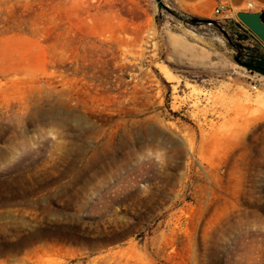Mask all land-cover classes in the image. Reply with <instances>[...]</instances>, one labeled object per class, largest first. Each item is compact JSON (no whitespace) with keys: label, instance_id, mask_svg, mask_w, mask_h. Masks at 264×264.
<instances>
[{"label":"rangeland","instance_id":"obj_1","mask_svg":"<svg viewBox=\"0 0 264 264\" xmlns=\"http://www.w3.org/2000/svg\"><path fill=\"white\" fill-rule=\"evenodd\" d=\"M199 2L0 0V264H264V40Z\"/></svg>","mask_w":264,"mask_h":264},{"label":"crops","instance_id":"obj_2","mask_svg":"<svg viewBox=\"0 0 264 264\" xmlns=\"http://www.w3.org/2000/svg\"><path fill=\"white\" fill-rule=\"evenodd\" d=\"M194 2L200 1L198 3V8L202 11H209L212 6L220 4V3H226L230 8H239L243 7L244 12H253V13H259L261 16L264 15V0H250L253 1L256 5L254 9H246L245 4L248 0H193ZM264 77V75H262ZM67 264H84L79 261H73L69 262Z\"/></svg>","mask_w":264,"mask_h":264},{"label":"water","instance_id":"obj_3","mask_svg":"<svg viewBox=\"0 0 264 264\" xmlns=\"http://www.w3.org/2000/svg\"><path fill=\"white\" fill-rule=\"evenodd\" d=\"M238 17L244 22V24L250 28L259 38L264 40V15L253 12H238ZM210 21L209 19H203Z\"/></svg>","mask_w":264,"mask_h":264},{"label":"built area","instance_id":"obj_4","mask_svg":"<svg viewBox=\"0 0 264 264\" xmlns=\"http://www.w3.org/2000/svg\"><path fill=\"white\" fill-rule=\"evenodd\" d=\"M245 6H246L245 7L246 9H254L256 7L255 3L253 1H250V0L246 1ZM229 12H235L236 14H238V12H240V11L236 8H230L226 3L217 4L216 7L214 8V13L216 15H219V16H222V15L227 16L226 13H229ZM253 87L257 88L256 83L253 84Z\"/></svg>","mask_w":264,"mask_h":264},{"label":"trees","instance_id":"obj_5","mask_svg":"<svg viewBox=\"0 0 264 264\" xmlns=\"http://www.w3.org/2000/svg\"><path fill=\"white\" fill-rule=\"evenodd\" d=\"M253 58H256L255 56H253ZM255 60V59H254ZM256 64L251 63H246V65L248 67H250L251 69H255L257 71H260L262 73H264V57L260 58V59H256Z\"/></svg>","mask_w":264,"mask_h":264},{"label":"bare ground","instance_id":"obj_6","mask_svg":"<svg viewBox=\"0 0 264 264\" xmlns=\"http://www.w3.org/2000/svg\"><path fill=\"white\" fill-rule=\"evenodd\" d=\"M181 5V4H180ZM163 67V66H162ZM164 68H165V66H164ZM163 71H164V69H163ZM164 73H166L165 75L168 77V79H170V80H174V78H175V75H174V73H172L168 68H165V72ZM175 80H176V78H175Z\"/></svg>","mask_w":264,"mask_h":264}]
</instances>
